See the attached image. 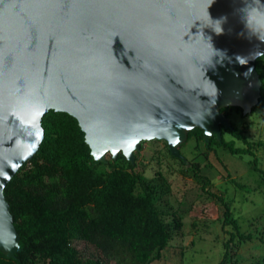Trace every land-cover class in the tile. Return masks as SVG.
Wrapping results in <instances>:
<instances>
[{"label": "water", "instance_id": "water-1", "mask_svg": "<svg viewBox=\"0 0 264 264\" xmlns=\"http://www.w3.org/2000/svg\"><path fill=\"white\" fill-rule=\"evenodd\" d=\"M264 0H0V250L22 248L4 188L38 150L42 118L74 116L96 160L200 127H231L261 95Z\"/></svg>", "mask_w": 264, "mask_h": 264}, {"label": "trees", "instance_id": "trees-1", "mask_svg": "<svg viewBox=\"0 0 264 264\" xmlns=\"http://www.w3.org/2000/svg\"><path fill=\"white\" fill-rule=\"evenodd\" d=\"M256 69L262 81L261 95L247 114L260 111L264 117V55L257 59ZM221 110L231 127L221 126L220 139L213 134L205 141L203 130L193 127L178 145L185 156L182 149L191 142L196 154H205V161L186 156L184 161L171 153L164 140L167 154L177 159L185 172L192 171L199 177L208 192L212 181L203 170L212 166L208 156L218 147L235 156L250 155V168L264 183V164L256 151L264 150V139L251 140L246 126L235 120L234 112L247 115L241 106L229 105ZM42 125L44 138L38 150L4 188L22 250L15 257L0 250V264H151L161 259L183 221L177 208L165 205L169 182L158 181L160 170L147 176L144 170L136 169L140 151H135L134 163L121 151L116 157L108 152L107 162L96 160L78 120L67 112L49 110ZM201 143L205 145L203 152ZM231 181L245 207L247 192L255 189L234 178ZM217 197L224 208L222 225L228 233L217 264H264V254L252 261L228 260L231 248L240 249L253 234L245 232L240 209L231 200ZM259 238L264 243V235ZM79 241L91 248L90 254L77 246Z\"/></svg>", "mask_w": 264, "mask_h": 264}, {"label": "rangeland", "instance_id": "rangeland-1", "mask_svg": "<svg viewBox=\"0 0 264 264\" xmlns=\"http://www.w3.org/2000/svg\"><path fill=\"white\" fill-rule=\"evenodd\" d=\"M233 115L238 123L246 126L251 140L264 139V117L260 111L245 117L239 112H234ZM227 136L229 137L228 133ZM238 143L241 144L240 141ZM182 150L187 159L205 161V154H196L191 142ZM204 150L205 145L201 143V151ZM139 151L136 169L144 170L147 176H154L160 170L162 176L158 181L165 179L169 182L165 205L177 208L183 221L181 230L163 250L162 258L151 264L218 263L222 257V242L228 237V233L222 225L224 208L217 195L231 200L236 209H240L245 232L253 234V238L245 241L240 249L235 246L231 248L228 260L252 261L264 254V243L259 238L264 235V183L261 182L259 173L250 168V155L235 156L219 147L216 152L211 151L208 160L212 166L203 170L212 181L208 192L203 188L199 177L192 171L185 172L181 163L167 154L163 139L145 140ZM256 151L264 164V150ZM233 178L255 189L247 192L245 207L236 184L231 181ZM77 246L90 254L91 248L85 242L79 241Z\"/></svg>", "mask_w": 264, "mask_h": 264}]
</instances>
